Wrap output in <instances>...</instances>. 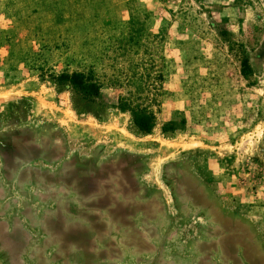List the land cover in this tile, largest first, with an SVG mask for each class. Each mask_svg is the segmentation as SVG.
Here are the masks:
<instances>
[{"label": "rangeland", "instance_id": "obj_1", "mask_svg": "<svg viewBox=\"0 0 264 264\" xmlns=\"http://www.w3.org/2000/svg\"><path fill=\"white\" fill-rule=\"evenodd\" d=\"M0 262L264 264V0H0Z\"/></svg>", "mask_w": 264, "mask_h": 264}, {"label": "trees", "instance_id": "obj_2", "mask_svg": "<svg viewBox=\"0 0 264 264\" xmlns=\"http://www.w3.org/2000/svg\"><path fill=\"white\" fill-rule=\"evenodd\" d=\"M58 81L66 82L72 92L78 96L81 100H95L99 97V87L90 82L84 80L81 74L64 75L58 78ZM113 108L120 111L128 112L131 116L133 126L138 132L147 134L153 127V117L151 114H147L141 111H135L121 104H115ZM175 129L174 123L169 122L162 127L163 131H173Z\"/></svg>", "mask_w": 264, "mask_h": 264}, {"label": "crops", "instance_id": "obj_3", "mask_svg": "<svg viewBox=\"0 0 264 264\" xmlns=\"http://www.w3.org/2000/svg\"><path fill=\"white\" fill-rule=\"evenodd\" d=\"M0 264H2V263L0 262Z\"/></svg>", "mask_w": 264, "mask_h": 264}]
</instances>
